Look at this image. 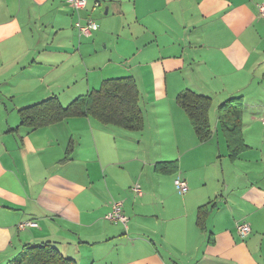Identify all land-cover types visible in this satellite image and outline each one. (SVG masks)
I'll return each instance as SVG.
<instances>
[{
	"label": "crops",
	"instance_id": "obj_1",
	"mask_svg": "<svg viewBox=\"0 0 264 264\" xmlns=\"http://www.w3.org/2000/svg\"><path fill=\"white\" fill-rule=\"evenodd\" d=\"M261 1L87 0L76 12L69 0H0V264L46 242L75 264H264ZM78 17L98 23L91 35H78ZM119 77L135 82L140 128L89 116L20 124V107L51 96L65 106ZM185 89L211 99L206 140L176 102ZM234 97L245 147L232 158L218 107ZM113 200L127 229L104 217ZM25 220L37 225L19 229Z\"/></svg>",
	"mask_w": 264,
	"mask_h": 264
},
{
	"label": "trees",
	"instance_id": "obj_2",
	"mask_svg": "<svg viewBox=\"0 0 264 264\" xmlns=\"http://www.w3.org/2000/svg\"><path fill=\"white\" fill-rule=\"evenodd\" d=\"M240 100L241 97L230 98L218 107L220 129L225 136L228 152L232 158L245 147L241 131L242 110L239 107ZM176 102L187 113L197 138L201 141L208 139L211 133L209 122L210 97L185 89L177 94ZM17 113L20 124L28 129H38L74 116H89L105 124L111 123L126 128H140L142 126L138 93L131 77L104 79L99 88L77 96L65 106L61 105L56 97L51 96L37 103L20 107ZM71 148L72 144L69 145L65 157L67 159ZM156 166L161 173H175L177 171L175 162L173 165L171 162H159ZM206 208L207 204L198 207L196 216V224L203 231L207 216ZM124 229L127 228L124 227ZM23 263L75 264L74 260L64 257L58 249L48 242L24 245L20 253L6 264Z\"/></svg>",
	"mask_w": 264,
	"mask_h": 264
},
{
	"label": "built area",
	"instance_id": "obj_3",
	"mask_svg": "<svg viewBox=\"0 0 264 264\" xmlns=\"http://www.w3.org/2000/svg\"><path fill=\"white\" fill-rule=\"evenodd\" d=\"M69 2L71 3L74 11L78 12L85 8L87 0H69ZM94 5L97 6L98 3H95ZM256 7H257L258 16L264 18V2L263 1L257 2ZM97 26L98 23L91 18L82 21L81 18L78 17L77 20L74 22V27L76 28L79 36H89L92 33V31L97 28ZM261 120L264 122V115L261 117ZM174 185L179 193H184L188 190V185L186 180L184 178H181L180 176H177L175 178ZM131 189L136 194L141 193V189L138 185L132 186ZM104 217L111 222L114 223L119 222L125 228H127L128 217L122 211L121 200H113L111 202L110 209L104 215ZM36 225L37 223L34 220H25L18 224V228L23 229L26 226H36ZM235 229L240 237H245L250 231L249 224L244 221L237 223L235 225Z\"/></svg>",
	"mask_w": 264,
	"mask_h": 264
},
{
	"label": "rangeland",
	"instance_id": "obj_4",
	"mask_svg": "<svg viewBox=\"0 0 264 264\" xmlns=\"http://www.w3.org/2000/svg\"><path fill=\"white\" fill-rule=\"evenodd\" d=\"M36 103V102H35ZM176 189V188H175ZM177 191V190H176ZM178 192V191H177ZM124 213V212H123Z\"/></svg>",
	"mask_w": 264,
	"mask_h": 264
}]
</instances>
